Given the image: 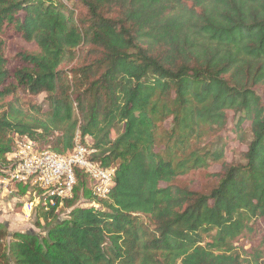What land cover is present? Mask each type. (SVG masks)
I'll use <instances>...</instances> for the list:
<instances>
[{"label":"trees","instance_id":"obj_1","mask_svg":"<svg viewBox=\"0 0 264 264\" xmlns=\"http://www.w3.org/2000/svg\"><path fill=\"white\" fill-rule=\"evenodd\" d=\"M245 123L240 162L202 144ZM14 133L116 173L42 234L0 222V264H264V0H0V158Z\"/></svg>","mask_w":264,"mask_h":264},{"label":"built area","instance_id":"obj_2","mask_svg":"<svg viewBox=\"0 0 264 264\" xmlns=\"http://www.w3.org/2000/svg\"><path fill=\"white\" fill-rule=\"evenodd\" d=\"M75 136L72 149L58 153L45 147L28 135L14 133L12 147L0 158V199L17 200L16 190L24 189L25 206H41L44 212L58 213L64 201L73 197L74 167L86 173L92 201L85 205L98 207V200L107 199L114 185L115 166L104 167L90 158L95 151L88 143ZM24 208L27 210L29 209ZM29 218L30 212L22 210Z\"/></svg>","mask_w":264,"mask_h":264},{"label":"rangeland","instance_id":"obj_3","mask_svg":"<svg viewBox=\"0 0 264 264\" xmlns=\"http://www.w3.org/2000/svg\"><path fill=\"white\" fill-rule=\"evenodd\" d=\"M14 51H15V45L11 44L9 48L7 49V56L9 59L12 58ZM11 63H14V61L11 60ZM74 63L75 62L70 63V64H63L61 68L63 70H68L69 67H71ZM21 96H22L21 97L22 101L26 104L34 103V104L43 105L44 95L42 94L33 96V95L21 93ZM44 108L46 109L45 106ZM170 124L171 122L169 119L165 122L164 127H168L170 126ZM230 124L232 123H229L228 126ZM248 137H249L248 124L245 123L242 139L240 140L237 137H235V134L232 132L217 131V132H213L210 135H207L206 137H204L202 144H208L211 148H214V147L219 146L220 143L221 144L226 143L230 150L227 151V157L223 159V161L225 160L226 162L237 163L241 161L240 152L246 149V140H248ZM87 140H88V143L91 144L92 142L91 138L88 137ZM221 162L222 161L211 162L210 171L213 172V171L219 170L221 166ZM81 180H82L81 184L78 185V188L76 190V193L74 194L73 199L71 200V203L69 205L64 204L65 206L64 208L59 209L58 213L52 214L47 219H44L42 217V214L44 211H43V208H41V206H36L32 208V205L25 206L23 204V202L26 201L25 199H27V198H24V195H25L24 189L19 188L18 190H16L17 200L13 201L14 211L22 213L23 212L22 210L24 209L25 211L30 212L29 218L32 215L34 216V217H31V219H33V222H32L33 224L31 228L26 226L24 230L29 229L38 234H42V232L46 230L47 228H49L54 223V221H57V220H60L66 217L71 207L88 206V205H85V203H88V201H92L93 197L89 195L88 183H86L85 179L83 178ZM183 183L186 184L187 181H184ZM210 184H212L211 181L209 182L208 180H202L199 183H196L195 185H193L192 187L198 190H205L206 188H208ZM7 202H8L7 199H3V203H7ZM24 206L26 208L29 207V209L26 210Z\"/></svg>","mask_w":264,"mask_h":264},{"label":"crops","instance_id":"obj_4","mask_svg":"<svg viewBox=\"0 0 264 264\" xmlns=\"http://www.w3.org/2000/svg\"><path fill=\"white\" fill-rule=\"evenodd\" d=\"M31 217L34 216L32 215ZM31 217L26 218V216H23L21 212L14 211L12 200H8L7 203H3V199H0V222L6 224L8 234L29 230H24V228H26V226L31 228L33 224V219H31Z\"/></svg>","mask_w":264,"mask_h":264},{"label":"flooded vegetation","instance_id":"obj_5","mask_svg":"<svg viewBox=\"0 0 264 264\" xmlns=\"http://www.w3.org/2000/svg\"><path fill=\"white\" fill-rule=\"evenodd\" d=\"M11 200H12V202H13V201H16V199H15V198H12Z\"/></svg>","mask_w":264,"mask_h":264},{"label":"water","instance_id":"obj_6","mask_svg":"<svg viewBox=\"0 0 264 264\" xmlns=\"http://www.w3.org/2000/svg\"><path fill=\"white\" fill-rule=\"evenodd\" d=\"M3 224H5V223H3ZM6 225V224H5ZM44 230V229H43ZM9 236H10V234H9Z\"/></svg>","mask_w":264,"mask_h":264}]
</instances>
